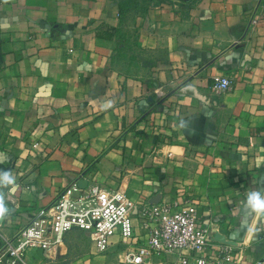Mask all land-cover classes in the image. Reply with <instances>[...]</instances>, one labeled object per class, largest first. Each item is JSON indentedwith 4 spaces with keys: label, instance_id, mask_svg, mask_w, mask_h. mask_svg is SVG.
Here are the masks:
<instances>
[{
    "label": "crops",
    "instance_id": "obj_1",
    "mask_svg": "<svg viewBox=\"0 0 264 264\" xmlns=\"http://www.w3.org/2000/svg\"><path fill=\"white\" fill-rule=\"evenodd\" d=\"M257 1L140 0L122 14V0H0L1 253L86 180L136 204L190 199L212 253L231 248V264L264 258V216L243 204L264 192V21L249 25ZM216 76L232 90L216 92ZM66 248L31 247L24 261L51 263Z\"/></svg>",
    "mask_w": 264,
    "mask_h": 264
},
{
    "label": "built area",
    "instance_id": "obj_2",
    "mask_svg": "<svg viewBox=\"0 0 264 264\" xmlns=\"http://www.w3.org/2000/svg\"><path fill=\"white\" fill-rule=\"evenodd\" d=\"M264 21V0H258L249 16V25ZM233 81L216 76L213 89L230 91ZM136 209L138 216L136 218ZM138 220L139 232L134 219ZM92 233L97 252L105 253L117 243L126 245L123 264H144L145 255L177 254L172 264H231L232 249L215 248L208 227L198 222V209L187 199L181 205L157 202L136 204L121 188L109 189L92 184L86 188L78 181L64 188L47 208L39 211L18 235L6 239L0 260L26 264L31 248L49 252L64 243L73 230ZM142 241V242H141ZM254 264H264V258Z\"/></svg>",
    "mask_w": 264,
    "mask_h": 264
},
{
    "label": "rangeland",
    "instance_id": "obj_3",
    "mask_svg": "<svg viewBox=\"0 0 264 264\" xmlns=\"http://www.w3.org/2000/svg\"><path fill=\"white\" fill-rule=\"evenodd\" d=\"M66 252L47 264H123L125 244L117 243L105 253H99L94 246L93 235L83 230H73L66 235ZM55 251V249L53 250Z\"/></svg>",
    "mask_w": 264,
    "mask_h": 264
},
{
    "label": "clouds",
    "instance_id": "obj_4",
    "mask_svg": "<svg viewBox=\"0 0 264 264\" xmlns=\"http://www.w3.org/2000/svg\"><path fill=\"white\" fill-rule=\"evenodd\" d=\"M103 109L112 107V101H107L102 105ZM162 151L167 152V147L162 149ZM173 152L178 151L177 149H172ZM3 179L7 183H12V179L7 173L3 174ZM244 207H246L251 213L264 216V192L253 189L248 193L246 200L243 202ZM6 211L3 204L0 203V214Z\"/></svg>",
    "mask_w": 264,
    "mask_h": 264
},
{
    "label": "trees",
    "instance_id": "obj_5",
    "mask_svg": "<svg viewBox=\"0 0 264 264\" xmlns=\"http://www.w3.org/2000/svg\"><path fill=\"white\" fill-rule=\"evenodd\" d=\"M150 1V0H143ZM140 0H122L121 11L122 14L128 12V10H132L139 7Z\"/></svg>",
    "mask_w": 264,
    "mask_h": 264
},
{
    "label": "water",
    "instance_id": "obj_6",
    "mask_svg": "<svg viewBox=\"0 0 264 264\" xmlns=\"http://www.w3.org/2000/svg\"><path fill=\"white\" fill-rule=\"evenodd\" d=\"M179 1H185V2H187V1H190V0H179ZM87 185H88V182L86 180H81L80 181V186H82V188H86ZM216 238L219 239V240H223L222 236L219 235V234H217Z\"/></svg>",
    "mask_w": 264,
    "mask_h": 264
}]
</instances>
